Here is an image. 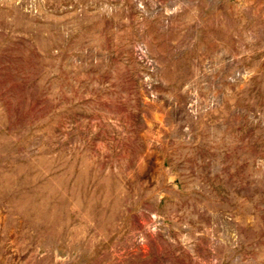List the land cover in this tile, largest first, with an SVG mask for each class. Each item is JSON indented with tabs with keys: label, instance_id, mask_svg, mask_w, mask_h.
Listing matches in <instances>:
<instances>
[{
	"label": "rangeland",
	"instance_id": "374dc122",
	"mask_svg": "<svg viewBox=\"0 0 264 264\" xmlns=\"http://www.w3.org/2000/svg\"><path fill=\"white\" fill-rule=\"evenodd\" d=\"M0 264H264V0H0Z\"/></svg>",
	"mask_w": 264,
	"mask_h": 264
}]
</instances>
